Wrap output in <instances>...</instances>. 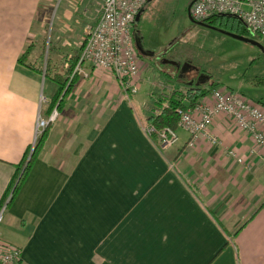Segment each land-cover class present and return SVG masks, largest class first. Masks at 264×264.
<instances>
[{"label":"crops","instance_id":"1","mask_svg":"<svg viewBox=\"0 0 264 264\" xmlns=\"http://www.w3.org/2000/svg\"><path fill=\"white\" fill-rule=\"evenodd\" d=\"M52 8L0 0V202L58 90L47 59L52 76L73 55L54 45L79 50L71 37L84 39L98 18L95 0H67L48 42ZM30 44L27 62L39 70L19 62ZM83 68L23 185L2 204L0 241L21 248L14 264H264V150L251 135L222 112L210 128L217 143L190 145L178 127L164 147L144 130L160 106L146 107L144 121L111 70Z\"/></svg>","mask_w":264,"mask_h":264},{"label":"rangeland","instance_id":"2","mask_svg":"<svg viewBox=\"0 0 264 264\" xmlns=\"http://www.w3.org/2000/svg\"><path fill=\"white\" fill-rule=\"evenodd\" d=\"M190 1L149 0L131 28L134 41L143 46L141 50L135 45L141 76L135 84L137 91L130 98L138 115L145 121L146 107H159V100L166 102L179 88L177 80L168 78L164 72L182 77L187 85L218 82L219 87L234 89L264 108V37L247 30L237 33L198 23L189 15ZM52 2L46 34L48 42L55 35L60 11L67 0ZM71 38L80 39L81 45L84 40L77 36ZM48 42L47 49L51 52L56 47L55 52L61 56L73 54L78 46L71 41L68 46L63 44L61 51L59 43L50 45ZM52 55L46 53L48 58Z\"/></svg>","mask_w":264,"mask_h":264},{"label":"built area","instance_id":"3","mask_svg":"<svg viewBox=\"0 0 264 264\" xmlns=\"http://www.w3.org/2000/svg\"><path fill=\"white\" fill-rule=\"evenodd\" d=\"M95 2L98 18L82 42L80 56L71 78L76 73L87 75L83 65L88 61L111 70L128 94L135 93L137 86L133 79L139 73V63L131 28L147 0H95ZM212 15L235 17L243 23L247 31L264 37V0H195L191 7L193 19L202 20ZM159 111L160 109L155 113ZM177 112L180 115L178 127L189 133L190 145H194L201 136H206L212 143H217L218 138L211 133L210 128L217 115L224 112L240 129L251 135L256 147L264 150V108L260 103L247 100L238 91L227 88L215 89L195 107L186 110L178 108ZM58 116L57 106L48 115L39 113L32 149L38 135L54 123ZM147 127H144L145 131ZM157 136L164 147L179 140L177 129L170 126L158 130ZM230 153L235 155L233 151ZM4 211L5 206L0 208V224L4 219ZM20 260L19 246L0 241V264H14Z\"/></svg>","mask_w":264,"mask_h":264},{"label":"trees","instance_id":"4","mask_svg":"<svg viewBox=\"0 0 264 264\" xmlns=\"http://www.w3.org/2000/svg\"><path fill=\"white\" fill-rule=\"evenodd\" d=\"M193 1L195 2V0H191L190 3H194ZM196 21L204 22L207 25L216 26L237 33H243L246 30L245 26L240 20L231 16L212 15L208 18ZM32 50V44H30L26 51L19 57V62L26 64L31 69L39 70L35 65L27 62L32 53ZM80 50L81 49L76 50L73 55L69 56V58L66 59V65L58 68L52 76L50 74L52 65L49 63V59L47 60L45 77L52 79L58 85L57 93L50 100L47 114H49L56 106L60 108L63 97L74 87L79 73H76L72 78L71 74L78 62ZM164 73L166 76H168V78L177 76V85L179 88L176 89V91L172 93V95H170L168 99H166V104L160 105V111L158 113H152L149 115L148 124L146 125L148 126L146 132L152 138L158 137L157 131L166 126H170L175 129L178 128L180 118V115L177 112L178 108H181L183 110L193 108L206 97H208L213 90L220 88L219 83L215 81L210 82L208 85H203L202 82H199L198 84L187 85L182 81V77L179 78L178 75H173L168 72ZM49 126L38 135L34 148L32 149L30 147L24 153L19 163L16 164V171L1 198L0 208L9 197L10 198L8 199L6 207L10 205L13 198L23 185V182L29 174L35 160L39 157L44 147L49 132Z\"/></svg>","mask_w":264,"mask_h":264},{"label":"water","instance_id":"5","mask_svg":"<svg viewBox=\"0 0 264 264\" xmlns=\"http://www.w3.org/2000/svg\"><path fill=\"white\" fill-rule=\"evenodd\" d=\"M194 2V1H193ZM192 5H193V3H190V5H189V7H188V11H189V15H190V17L192 18V16H191V7H192ZM193 19V18H192ZM194 21H196L195 19H193ZM196 22H198V23H202V24H205L204 22H199V21H196Z\"/></svg>","mask_w":264,"mask_h":264},{"label":"flooded vegetation","instance_id":"6","mask_svg":"<svg viewBox=\"0 0 264 264\" xmlns=\"http://www.w3.org/2000/svg\"><path fill=\"white\" fill-rule=\"evenodd\" d=\"M133 41H134V39H133ZM134 42H135V41H134ZM135 45H137L138 48H140L141 50H143V46L141 45V43H140L139 41H136V42H135Z\"/></svg>","mask_w":264,"mask_h":264}]
</instances>
